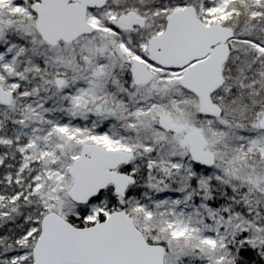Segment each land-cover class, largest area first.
Instances as JSON below:
<instances>
[{"label": "snow or ice", "instance_id": "snow-or-ice-1", "mask_svg": "<svg viewBox=\"0 0 264 264\" xmlns=\"http://www.w3.org/2000/svg\"><path fill=\"white\" fill-rule=\"evenodd\" d=\"M0 264H264V0H0Z\"/></svg>", "mask_w": 264, "mask_h": 264}]
</instances>
